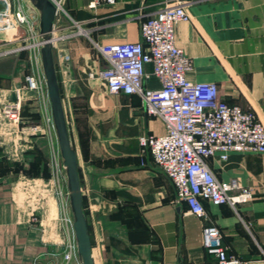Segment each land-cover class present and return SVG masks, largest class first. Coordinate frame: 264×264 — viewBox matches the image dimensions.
I'll list each match as a JSON object with an SVG mask.
<instances>
[{"label":"crops","instance_id":"crops-1","mask_svg":"<svg viewBox=\"0 0 264 264\" xmlns=\"http://www.w3.org/2000/svg\"><path fill=\"white\" fill-rule=\"evenodd\" d=\"M24 1L18 2L22 11ZM88 1H60L71 17L91 23V37L87 42L77 37L57 41L59 52L53 44L52 58L61 104L70 120L93 264H215L201 247V231L208 225L219 230L227 256L264 264V154H230L224 163L207 159L218 181L233 178L250 188L252 198L235 212L203 202L207 219H197L175 203L173 187L151 157L138 154L137 137L160 136L163 124L144 114L138 97L109 96L97 79L88 78L104 66L92 43L139 40L140 23L163 0H116L112 7L94 10L86 9ZM174 1L187 14L174 28V44L191 62L185 78L215 84L220 101L254 113L264 128V0ZM8 37L0 34V49L12 45ZM12 61V71L0 72V103L23 86L27 73L20 74L19 58ZM21 67L26 69V63ZM143 71L150 75V66ZM144 86L155 89L158 84L150 75ZM22 138L0 119V264H32L36 258L47 264L44 254L64 240L60 205L66 199H56L50 159L45 179L1 175L8 170L2 156L7 162H22L33 141L43 142ZM57 188L65 194L64 178ZM31 215L37 222H30Z\"/></svg>","mask_w":264,"mask_h":264},{"label":"built area","instance_id":"built-area-1","mask_svg":"<svg viewBox=\"0 0 264 264\" xmlns=\"http://www.w3.org/2000/svg\"><path fill=\"white\" fill-rule=\"evenodd\" d=\"M19 1L0 0V32L16 33L19 28L26 27L36 40L32 45L1 50L0 58L28 49L36 50V54L23 77V86L14 89L12 97L0 103V116L13 124L17 133L26 130V137L41 135L50 138L52 126L40 70L38 34H34L37 16L35 28L18 7ZM115 1L89 0L86 9L112 7ZM59 3L55 4L56 13ZM186 19L187 14L180 2L163 0L159 9L140 23L139 40L102 45L92 43L104 66L88 73V78L99 80L109 96L138 97L144 114L163 124L162 135L137 137L138 154L143 156L147 153L151 157L173 187L176 204H183L191 216L206 220L203 202L210 206L226 205L235 212L237 206L248 203L252 198L250 188L242 186L237 180L218 181L206 160L216 158L224 163L230 154H264V128L254 113L220 101L215 84L193 83L185 78L191 62L175 46L174 28ZM70 22L78 27L72 20ZM68 38L69 35L55 37L52 46L54 42ZM145 65L150 66V75L158 84L155 89L144 86L150 76L143 71ZM22 91L35 95L42 110L41 123L24 129L19 128ZM49 166L56 199L62 202L66 196L57 188L59 180L63 181L57 152L56 158L50 159ZM60 210L63 212L64 240L44 256L53 264H78L66 203L60 205ZM30 222H37V218L31 215ZM200 238L204 253L212 256L215 264H247L226 255V247L221 244L216 226L204 227ZM32 264H41L40 259L36 258Z\"/></svg>","mask_w":264,"mask_h":264},{"label":"water","instance_id":"water-1","mask_svg":"<svg viewBox=\"0 0 264 264\" xmlns=\"http://www.w3.org/2000/svg\"><path fill=\"white\" fill-rule=\"evenodd\" d=\"M60 1L26 0L28 6L35 11L37 16L40 70L44 80L53 135L64 178L67 208L71 220L77 263L93 264L86 219L82 210L76 156L64 117L52 58L53 20L56 15L55 4ZM95 172L101 173L103 171L95 169ZM179 210L180 207L178 205L175 208V212H179Z\"/></svg>","mask_w":264,"mask_h":264},{"label":"rangeland","instance_id":"rangeland-1","mask_svg":"<svg viewBox=\"0 0 264 264\" xmlns=\"http://www.w3.org/2000/svg\"><path fill=\"white\" fill-rule=\"evenodd\" d=\"M23 13L27 16L29 23L32 26H35V28H36V13L32 8H30L26 5V2H25V7L23 9ZM85 15L86 14H84L82 16V19H83V17H85ZM71 20L73 22H75L78 27L72 25L70 22ZM90 24H91L90 22H85L83 20L82 21L76 20L75 18L71 17L69 15V13L67 12L66 8L64 7V4L59 3V8H58L57 13H56L54 20H53V36L59 37V36H68L69 35V38L77 37V38H80V39L84 40L85 42H87L88 37H91L90 32L87 30V28L90 26ZM36 30H37V28H36ZM36 30H35L34 34L37 33ZM0 34H4V35L9 34L10 38L9 37L8 38H9V40L11 39L10 42L12 43L11 46H9V47L5 46L3 49L1 48L0 51L1 50L5 51V50H8V49L14 48V47L15 48L21 47V46L26 45V44L32 45V43L36 40V38L30 36L29 32L26 30V27L24 29L19 28L14 35L13 34L11 35L10 32H8V33L0 32ZM57 44H58L57 41L54 42V49L53 50L55 53L59 52V50L57 49ZM35 51L36 50H34V49L33 50L32 49L22 50L16 54H12V55L9 54V55H6L4 57H1L2 59L1 58L0 59L3 60V63L0 60V72L6 73V72L12 71L16 65V64H14L12 59L13 58H19V60H20L19 69L21 71L20 74H25L30 69L31 63H33V56L36 54ZM90 52L93 54V52L91 50H90ZM25 63H26V69L22 70L21 66H25ZM96 82L98 83V86L103 88V84L100 81L96 80ZM20 97H21V104L23 107V110H22L23 113L38 114L39 119H38V121L31 119L26 124L19 125V128L22 127L24 129V128H28L30 126L39 125L41 123L40 122L41 121L40 115L42 113V110L40 108L39 101L36 100V96L33 94H30L28 92L22 91L20 93ZM62 108H63V112H64L65 121H66L67 125H69L70 120L68 119V117L66 115L65 107H62ZM0 119L5 121L7 126L12 127L14 130H16V128L13 124H10L8 121H6L1 116H0ZM26 132H27L26 130H23L22 133H20V131H18L19 137H23L22 140L26 138L25 137ZM38 137H39L38 135H35V136H29L27 138L33 139V138H38ZM42 138L43 139H41V140H43V142H39V140L33 141L32 146L29 150H33V149L37 148L38 150H40L43 153L45 160L51 159L52 157L56 158L57 149H56L53 133L50 134V138H48L47 136H43ZM49 140H51V146L49 144V142H50ZM35 165L39 166V162L35 161ZM77 174H78V168H77ZM58 176H60V175H58ZM52 223L53 222H51V225H52ZM47 264H53V263L48 262Z\"/></svg>","mask_w":264,"mask_h":264},{"label":"trees","instance_id":"trees-1","mask_svg":"<svg viewBox=\"0 0 264 264\" xmlns=\"http://www.w3.org/2000/svg\"><path fill=\"white\" fill-rule=\"evenodd\" d=\"M23 107L21 104L20 109V125L26 124L29 122V120L34 119L35 121H38V114H26L23 113ZM38 138H42L41 135H38ZM24 158L22 159V162H7L5 161V158L2 156L1 160L2 162L7 166L8 170L5 169L4 173L1 175H5L7 173H11L13 175L16 174H22L29 178H47V167H46V160L43 156V153L36 149L33 150H27L23 153ZM35 161L39 162V166L35 165ZM82 210H83V204H82ZM84 213V211H83Z\"/></svg>","mask_w":264,"mask_h":264},{"label":"bare ground","instance_id":"bare-ground-1","mask_svg":"<svg viewBox=\"0 0 264 264\" xmlns=\"http://www.w3.org/2000/svg\"><path fill=\"white\" fill-rule=\"evenodd\" d=\"M84 33V32H83ZM55 38V37H54ZM44 81V80H43ZM44 90H45V86H44ZM46 93V92H45ZM48 102V101H47ZM48 111H49V107H48ZM50 115V114H49ZM52 126V125H51ZM53 133V130H52ZM54 136V135H53ZM65 188V187H64ZM41 193H43L44 195H48V192L46 190H42ZM65 196H66V192H65ZM66 199V198H65ZM47 205H49V201H47ZM66 205H67V199H66Z\"/></svg>","mask_w":264,"mask_h":264}]
</instances>
